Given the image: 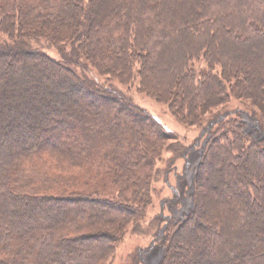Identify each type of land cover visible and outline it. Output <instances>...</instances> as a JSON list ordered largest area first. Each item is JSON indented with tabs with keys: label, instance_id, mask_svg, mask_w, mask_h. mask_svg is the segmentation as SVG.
<instances>
[{
	"label": "trees",
	"instance_id": "1",
	"mask_svg": "<svg viewBox=\"0 0 264 264\" xmlns=\"http://www.w3.org/2000/svg\"><path fill=\"white\" fill-rule=\"evenodd\" d=\"M96 77L204 138L190 212L128 264H264V0H0V264H111L201 145Z\"/></svg>",
	"mask_w": 264,
	"mask_h": 264
},
{
	"label": "rangeland",
	"instance_id": "2",
	"mask_svg": "<svg viewBox=\"0 0 264 264\" xmlns=\"http://www.w3.org/2000/svg\"><path fill=\"white\" fill-rule=\"evenodd\" d=\"M46 53L54 59L59 60L60 58L56 51L48 50ZM95 80L104 84L102 86L103 88L112 86L121 91L124 95L129 97L134 104L158 118L163 127L175 135L176 142L179 145L187 146L194 144L198 138L201 141V145L196 148V151L188 156V164L182 159L175 161L173 163V172H171L166 179L164 178L163 173H161L157 182L153 184V193L151 197L152 205L147 211L146 219L129 227L123 240L117 245L115 249V257L111 262V264H128L129 259L135 250L147 249L151 245L152 234L154 232V226L151 225V222L155 216L161 214L165 217L179 220L183 215L190 212L192 208L190 195L192 192L193 172L200 160L199 150L204 138H200L202 132L200 128L186 127L178 124L175 119L172 118L165 105L157 104L145 95L140 94L137 89V81L128 86H121L116 82L111 83V85L105 80H100L98 78ZM227 108L228 107H226V109ZM232 108H234V106ZM232 108L229 107V109ZM168 144H173V141ZM170 157L171 152L164 153L162 162L159 163L158 168L162 170ZM173 191H176L177 194ZM159 258V249L153 245L152 249H150V251L144 256V264H157Z\"/></svg>",
	"mask_w": 264,
	"mask_h": 264
}]
</instances>
